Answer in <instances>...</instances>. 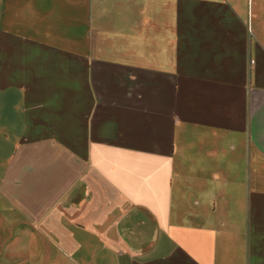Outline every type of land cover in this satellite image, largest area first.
<instances>
[{"label":"crops","instance_id":"obj_1","mask_svg":"<svg viewBox=\"0 0 264 264\" xmlns=\"http://www.w3.org/2000/svg\"><path fill=\"white\" fill-rule=\"evenodd\" d=\"M0 264H264V0H0Z\"/></svg>","mask_w":264,"mask_h":264}]
</instances>
